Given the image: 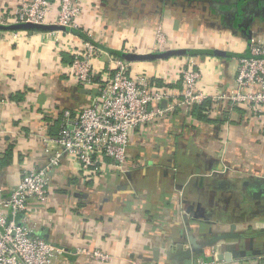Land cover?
Here are the masks:
<instances>
[{"label":"crops","instance_id":"0c3cea01","mask_svg":"<svg viewBox=\"0 0 264 264\" xmlns=\"http://www.w3.org/2000/svg\"><path fill=\"white\" fill-rule=\"evenodd\" d=\"M77 2L75 34L110 55L176 49L223 55L131 62L135 75L147 74L156 88L176 93L182 83L175 75L192 64L209 99L190 110L177 105L156 126L136 131L123 173L93 178L63 157L51 175L50 204L30 201L26 227L66 250L54 264H97L78 257L79 247L108 254L112 264H198L211 260V248L188 257L190 238L202 243L232 232L240 239L230 240L235 246L229 252L238 257L219 264H264V199H251L253 188L245 187L264 181V113L221 99L235 92L238 60L250 55L252 41L264 45V0ZM19 4L0 0V14L12 15ZM54 38L0 31V188L6 192L25 171L49 163L64 113L98 96V86L84 89L71 77L68 41L59 49ZM109 64L107 57L96 63L101 84ZM198 106L208 120L195 114ZM203 213L206 219L195 217Z\"/></svg>","mask_w":264,"mask_h":264},{"label":"built area","instance_id":"2783aa9c","mask_svg":"<svg viewBox=\"0 0 264 264\" xmlns=\"http://www.w3.org/2000/svg\"><path fill=\"white\" fill-rule=\"evenodd\" d=\"M79 14L77 0H20L15 13L0 14L1 26L33 23L67 29L50 34L55 36L59 49L68 41L66 49L71 56V77L84 89L99 87L98 96L90 106L76 113H64L61 130L53 140L58 149L49 163L40 169L25 171L20 183L9 192L0 188V264H54L64 256V248L33 234L25 224L30 201L41 206L50 204L51 175L60 167L63 157L75 160L80 169L93 178L123 173L131 136L136 131L156 126L168 113L174 112L177 105L190 110L209 99L199 90L202 74L192 64H187L175 75L176 81L182 83L180 93L170 88H156L147 74L135 75L130 62L113 57L98 43L75 34V30H80ZM157 41L162 46L164 36L159 34ZM105 57L110 59V64L106 82L101 84L96 63ZM238 61L235 92L221 99L234 106L246 105L252 112L262 114L264 45L252 41L250 55ZM165 102L167 109L161 107ZM216 249H211L208 256L211 260H200L198 264L221 263ZM76 254L97 264H112L108 254L89 247H79Z\"/></svg>","mask_w":264,"mask_h":264},{"label":"water","instance_id":"95a60500","mask_svg":"<svg viewBox=\"0 0 264 264\" xmlns=\"http://www.w3.org/2000/svg\"><path fill=\"white\" fill-rule=\"evenodd\" d=\"M0 31H37V32H53V31H67L64 27H58L55 25H39L33 23H22L17 25H10V26H1ZM192 53L190 49H176V50H168L164 52L158 53H148V54H137V53H125L122 58L125 59L127 62H142V61H158V60H166L173 57H181V56H189ZM212 54L214 55H223L221 52L215 51ZM245 187L253 188V190L248 193L250 194V198L253 200H262L264 199V181L260 179H255L253 181H249L245 183ZM194 207L191 206L189 208V213H193ZM196 218L206 219L204 213L201 215L195 214ZM233 229L235 227L233 226ZM240 239V236L235 234L234 232L229 234H223L221 236L215 237L214 239L202 243H198L195 238L191 239L193 250L185 253L188 257H191L192 254L200 255L204 252L207 248H216L220 242H225L229 240V243L225 244L224 246H219L217 249L218 259L220 261H232L238 257V253L234 252L231 253L229 250L234 248L235 244L230 240ZM243 255L244 253H239ZM186 264H192L190 260L187 261Z\"/></svg>","mask_w":264,"mask_h":264},{"label":"trees","instance_id":"16d2710c","mask_svg":"<svg viewBox=\"0 0 264 264\" xmlns=\"http://www.w3.org/2000/svg\"><path fill=\"white\" fill-rule=\"evenodd\" d=\"M78 31L80 30H75V33H78ZM212 51H201V50H192V53L189 56H197V55H212ZM111 55L113 57H117V58H122L121 54H117V53H111ZM205 106V105H204ZM204 106H198L194 108V112L195 114L198 115L199 118L205 120H208L207 115L204 114V112H206V110H204Z\"/></svg>","mask_w":264,"mask_h":264},{"label":"flooded vegetation","instance_id":"af4514ba","mask_svg":"<svg viewBox=\"0 0 264 264\" xmlns=\"http://www.w3.org/2000/svg\"><path fill=\"white\" fill-rule=\"evenodd\" d=\"M251 192V190H248V193H250Z\"/></svg>","mask_w":264,"mask_h":264}]
</instances>
